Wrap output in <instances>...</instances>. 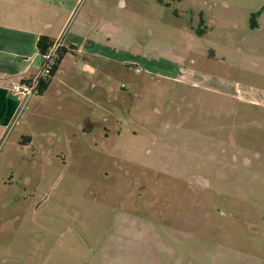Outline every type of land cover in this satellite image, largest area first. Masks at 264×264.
<instances>
[{"label":"rangeland","instance_id":"obj_1","mask_svg":"<svg viewBox=\"0 0 264 264\" xmlns=\"http://www.w3.org/2000/svg\"><path fill=\"white\" fill-rule=\"evenodd\" d=\"M125 1L0 141V264H264V0Z\"/></svg>","mask_w":264,"mask_h":264},{"label":"crops","instance_id":"obj_2","mask_svg":"<svg viewBox=\"0 0 264 264\" xmlns=\"http://www.w3.org/2000/svg\"><path fill=\"white\" fill-rule=\"evenodd\" d=\"M128 7L125 0H0V141L12 128L20 108L12 86L34 77L43 65L40 40L53 42L65 32L63 46L68 53L55 75L60 76L61 85L67 90L65 97L75 94L84 99L76 73L63 68L64 59L68 55L102 60L111 53L118 56L122 51L111 50L106 45L108 34L100 31L111 25L119 34L120 27L132 19L124 15ZM76 23L82 30L70 34L69 26L72 24L73 28ZM55 75L43 95L49 92ZM59 94H64L63 90ZM84 100H88V95Z\"/></svg>","mask_w":264,"mask_h":264},{"label":"built area","instance_id":"obj_3","mask_svg":"<svg viewBox=\"0 0 264 264\" xmlns=\"http://www.w3.org/2000/svg\"><path fill=\"white\" fill-rule=\"evenodd\" d=\"M64 34L59 39L53 41L47 51L42 54L43 65L39 72L31 79L21 81L12 86V93L20 100V108L16 113L12 126L18 121L23 108L27 105L30 99L39 94L42 83L48 81L54 73V69L58 65L60 59V51L64 48Z\"/></svg>","mask_w":264,"mask_h":264},{"label":"trees","instance_id":"obj_4","mask_svg":"<svg viewBox=\"0 0 264 264\" xmlns=\"http://www.w3.org/2000/svg\"><path fill=\"white\" fill-rule=\"evenodd\" d=\"M52 44V41L50 40H44V39H41L39 44H38V48H39V51L41 54H44L48 47ZM68 53V50L62 48L61 51H60V59L58 61V65L55 67L54 69V73L52 74V76L48 79V81L46 82H43L41 87H40V91H39V94L38 95H43V93L46 91L47 87H48V82L50 81V79L57 73L58 69H59V66L62 62V59L64 58V56ZM27 139L29 140V138H26L25 141H27Z\"/></svg>","mask_w":264,"mask_h":264},{"label":"flooded vegetation","instance_id":"obj_5","mask_svg":"<svg viewBox=\"0 0 264 264\" xmlns=\"http://www.w3.org/2000/svg\"><path fill=\"white\" fill-rule=\"evenodd\" d=\"M173 2H182L183 0H172ZM257 12V15L259 16V18H261V20L264 21V5L256 11ZM259 12V13H258ZM258 19V18H257ZM259 20V19H258ZM200 23L198 24L200 28H203L204 27V21L201 20L199 21ZM211 61H214V64H216V67H211L212 69L211 70H214V71H219L222 69V67L220 68V65L224 62L223 59H219L217 57H213V59ZM222 62V63H221ZM213 65V64H212ZM223 65V64H222ZM224 68V67H223ZM216 73V72H215Z\"/></svg>","mask_w":264,"mask_h":264}]
</instances>
